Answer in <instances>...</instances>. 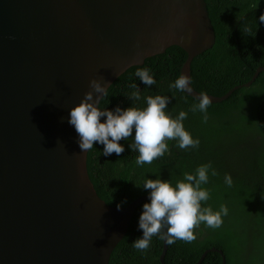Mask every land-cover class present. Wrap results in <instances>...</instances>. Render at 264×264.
Wrapping results in <instances>:
<instances>
[{
  "label": "water",
  "instance_id": "1",
  "mask_svg": "<svg viewBox=\"0 0 264 264\" xmlns=\"http://www.w3.org/2000/svg\"><path fill=\"white\" fill-rule=\"evenodd\" d=\"M216 43L206 0H0V264H110L145 193L118 210L101 198L71 108L174 44L181 75ZM253 78L212 102L250 86ZM164 241L161 260L165 263ZM207 249L196 264H201Z\"/></svg>",
  "mask_w": 264,
  "mask_h": 264
},
{
  "label": "trees",
  "instance_id": "2",
  "mask_svg": "<svg viewBox=\"0 0 264 264\" xmlns=\"http://www.w3.org/2000/svg\"><path fill=\"white\" fill-rule=\"evenodd\" d=\"M216 32V43L197 55L192 62L191 81L195 89L214 95H224L237 85L250 81L256 70L264 66V0H206ZM251 28V33L245 31ZM188 57L180 45H172L165 52L148 57L143 64L134 65L121 74L109 87L100 103L101 110L115 111L117 107L145 108L146 97L171 98L165 110L172 118L180 111L187 113L185 130L193 139H199L196 148L180 149L175 140L167 141L168 151L143 166L136 164L138 152L130 147L133 137L121 140L125 151L117 156L103 155V145L94 144L88 154V170L101 198L113 206L127 205L142 194L149 193L142 185L147 179L168 180L173 185L184 179V173H195L201 165L211 164L207 184L210 198L202 207L218 211L221 205L229 209L222 216L217 229L205 224L194 230L195 241L177 240L168 245L166 264H196L211 248L222 249L226 264H262L264 262V71L250 86L233 91L225 100L212 102L203 113L191 109L198 98L186 92L171 89L170 84L180 77ZM138 69H147L156 83L145 85L135 75ZM140 89V100L128 96ZM106 117L101 118L104 122ZM212 169L218 173L211 174ZM232 177V186L225 176ZM138 185V186H137ZM143 201L136 209L125 237L112 253L110 264H163L161 254L164 241L154 236L146 251L133 247V241L142 237L138 227L143 212ZM219 251H209L201 264H222Z\"/></svg>",
  "mask_w": 264,
  "mask_h": 264
},
{
  "label": "clouds",
  "instance_id": "3",
  "mask_svg": "<svg viewBox=\"0 0 264 264\" xmlns=\"http://www.w3.org/2000/svg\"><path fill=\"white\" fill-rule=\"evenodd\" d=\"M264 22V15L260 16ZM251 33V28H246ZM137 77L147 86L156 83L147 69H138ZM191 80L188 75H181L171 89L180 92H192ZM88 91L82 102L71 108L69 113V124L73 126L78 134L81 152H88L97 142L103 145V155L110 156L115 153L120 156L124 147L121 140H128L135 136L130 147L138 152L136 164L143 166L151 164L154 160L162 157L168 151L167 141L175 140L180 149L196 148L199 139H193L192 135L185 130L183 121L187 113L180 111L176 118H172L165 110L171 98L157 95L146 97V107L143 109L129 107L126 110L117 107L115 111L101 110L100 103L107 95L109 85L106 87L101 80L92 79ZM135 89L130 96L133 101L140 100V89L133 83L130 85ZM199 103L192 107V111L203 113V122L207 123V110L212 103L207 94H201ZM106 117L104 122L101 118ZM211 164L199 166L195 173H184V179L173 185L168 180L147 179L142 187L149 191L150 203L143 205V212L139 217L138 227L142 231V237L133 241V247L139 251H146L150 247L154 236L172 245L177 240L186 243L195 241L194 230L201 223L212 229L222 226V216H227L229 209L221 205L218 211L211 207H202V202L210 198L208 190L201 186L208 183ZM211 174L218 173L212 169ZM225 183L231 187L232 177L225 176ZM138 186V185H137ZM122 205H117L120 210Z\"/></svg>",
  "mask_w": 264,
  "mask_h": 264
},
{
  "label": "flooded vegetation",
  "instance_id": "4",
  "mask_svg": "<svg viewBox=\"0 0 264 264\" xmlns=\"http://www.w3.org/2000/svg\"><path fill=\"white\" fill-rule=\"evenodd\" d=\"M262 264H264V262H261ZM255 264V263H254ZM258 264V263H257Z\"/></svg>",
  "mask_w": 264,
  "mask_h": 264
}]
</instances>
